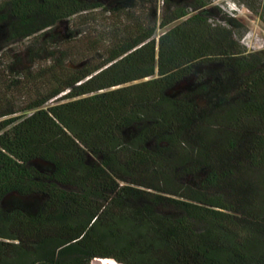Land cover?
I'll return each instance as SVG.
<instances>
[{"label":"trees","instance_id":"trees-1","mask_svg":"<svg viewBox=\"0 0 264 264\" xmlns=\"http://www.w3.org/2000/svg\"><path fill=\"white\" fill-rule=\"evenodd\" d=\"M155 1L0 3V264H264V57Z\"/></svg>","mask_w":264,"mask_h":264},{"label":"rangeland","instance_id":"rangeland-1","mask_svg":"<svg viewBox=\"0 0 264 264\" xmlns=\"http://www.w3.org/2000/svg\"><path fill=\"white\" fill-rule=\"evenodd\" d=\"M5 0H0V3ZM176 2H188L189 0H174ZM157 3V13L159 21H161V11L165 5V0H156ZM154 3H147L145 5L144 11L151 12L153 11ZM236 3L240 7V11L232 14L230 13V6L233 3ZM213 5H216L221 8L223 13L227 14L230 17L239 19L241 23L245 26L239 33H242V44L247 48L249 52H255L264 57V0H213ZM139 13L144 12L138 10ZM89 18H91V25L96 29L102 30L106 26L111 25L116 18L110 15L108 12H105L101 9L89 13ZM180 21H176L173 24L169 25L166 28L158 27L157 35L162 34L166 29L171 28ZM60 32L65 33V27L60 29ZM238 33V35H239ZM27 42V41H26ZM16 46V47H15ZM17 48L18 46L15 45ZM94 264H120L115 262L112 259H94Z\"/></svg>","mask_w":264,"mask_h":264},{"label":"built area","instance_id":"built-area-1","mask_svg":"<svg viewBox=\"0 0 264 264\" xmlns=\"http://www.w3.org/2000/svg\"><path fill=\"white\" fill-rule=\"evenodd\" d=\"M229 6H230V9H229L230 13H232V14H235L241 10L239 5H237L235 2Z\"/></svg>","mask_w":264,"mask_h":264}]
</instances>
